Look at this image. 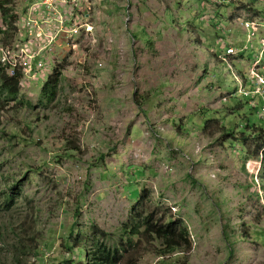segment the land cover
I'll return each mask as SVG.
<instances>
[{
    "label": "rangeland",
    "instance_id": "1",
    "mask_svg": "<svg viewBox=\"0 0 264 264\" xmlns=\"http://www.w3.org/2000/svg\"><path fill=\"white\" fill-rule=\"evenodd\" d=\"M80 9L93 33L59 61L56 99L39 81L0 105V264H78V244L129 238L136 264H264V101L220 59L234 48L249 78L264 41L240 21L264 23V0ZM138 213L182 220L191 251L160 256V241L130 236Z\"/></svg>",
    "mask_w": 264,
    "mask_h": 264
},
{
    "label": "built area",
    "instance_id": "2",
    "mask_svg": "<svg viewBox=\"0 0 264 264\" xmlns=\"http://www.w3.org/2000/svg\"><path fill=\"white\" fill-rule=\"evenodd\" d=\"M84 1L21 0L20 10L15 13L16 31L11 44L0 49L2 67L7 69L10 76L19 73L21 87H31L39 81L48 82L59 61L78 49L79 41L85 34L89 36L93 33L89 16H85L83 21L79 19L78 12ZM240 22L250 32L252 41L259 36L264 41V23L257 24L250 20ZM237 55L239 52L229 48L220 59L232 68L234 77L240 83L239 93L252 98L250 104L256 108L259 97L264 101V66H261L264 48L251 67L249 78L244 75V80L240 79V73L231 63V57ZM51 66L55 68L54 71L50 70ZM248 85L251 87L247 88Z\"/></svg>",
    "mask_w": 264,
    "mask_h": 264
},
{
    "label": "trees",
    "instance_id": "3",
    "mask_svg": "<svg viewBox=\"0 0 264 264\" xmlns=\"http://www.w3.org/2000/svg\"><path fill=\"white\" fill-rule=\"evenodd\" d=\"M10 4H12L10 0H0L1 18L4 22L3 25H7V31H1L5 40L10 37V32L14 36L16 31V15H10L11 10L6 7ZM62 76V69L57 67L54 75L50 76L48 82H45L42 95L47 96L51 101L56 99ZM20 82L21 76L19 73L10 76L7 69L2 67L0 63V105L1 103L9 105L11 102L16 101L20 93ZM244 138V136H241V139ZM130 236L141 238L142 241L152 239L160 241L162 247L158 251L160 256L175 253L188 254L192 249L189 230L182 220L161 221L154 213L144 215L138 213L133 220ZM78 245L76 247L82 250L84 258L78 264H136L133 255L137 244H133L132 238H129L126 243L121 242L120 247L116 245L109 246L99 240L89 247L86 244Z\"/></svg>",
    "mask_w": 264,
    "mask_h": 264
}]
</instances>
